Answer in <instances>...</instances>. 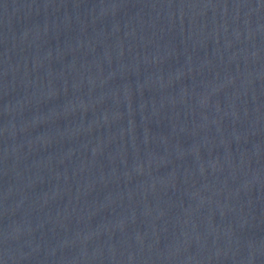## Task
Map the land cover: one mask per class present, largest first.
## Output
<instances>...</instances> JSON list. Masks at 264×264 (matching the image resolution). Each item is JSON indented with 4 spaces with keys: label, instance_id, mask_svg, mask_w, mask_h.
Masks as SVG:
<instances>
[{
    "label": "water",
    "instance_id": "1",
    "mask_svg": "<svg viewBox=\"0 0 264 264\" xmlns=\"http://www.w3.org/2000/svg\"><path fill=\"white\" fill-rule=\"evenodd\" d=\"M0 264H264V0H0Z\"/></svg>",
    "mask_w": 264,
    "mask_h": 264
}]
</instances>
